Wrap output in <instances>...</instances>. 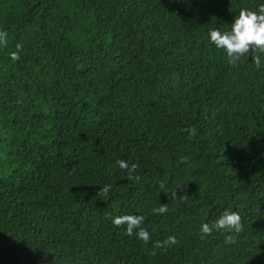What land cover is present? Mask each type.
Segmentation results:
<instances>
[{
	"label": "trees",
	"instance_id": "obj_1",
	"mask_svg": "<svg viewBox=\"0 0 264 264\" xmlns=\"http://www.w3.org/2000/svg\"><path fill=\"white\" fill-rule=\"evenodd\" d=\"M261 4L0 0V264H264V56L229 64L209 36ZM229 208L243 231L201 240Z\"/></svg>",
	"mask_w": 264,
	"mask_h": 264
},
{
	"label": "clouds",
	"instance_id": "obj_2",
	"mask_svg": "<svg viewBox=\"0 0 264 264\" xmlns=\"http://www.w3.org/2000/svg\"><path fill=\"white\" fill-rule=\"evenodd\" d=\"M230 30L221 32L218 28L209 31L210 42L219 50H223L228 58V63L235 65L241 57L252 56V63L256 68L261 66V57L264 56V4H261L255 10L242 8L239 14L235 16L234 22L229 27ZM7 32L0 31V45L7 46ZM22 44H16V51L10 53L12 61L20 59L19 52L22 50ZM182 131L187 132L189 136L196 135V129L185 128ZM117 165L121 170H126L129 174V179L139 183L141 177L134 175L138 165L121 159ZM160 187L164 184L161 182ZM112 188V185H105L97 195L107 196ZM170 195L175 199L176 191L173 190ZM187 196H181L179 199L187 200ZM154 214H164L168 212L166 204H161L157 208H153ZM145 221L144 215L125 214L117 215L112 218V224L118 228H125V235L135 236L145 244L151 239L150 233L142 226ZM243 231L242 217L238 211L225 209L222 214L211 223H202L200 226V239L204 240L206 236H211L214 232L220 233H240ZM178 241L174 236H169L163 241H156L155 248L166 249L167 246L175 245ZM225 243H235V237L232 235L225 236ZM155 255V251L152 252Z\"/></svg>",
	"mask_w": 264,
	"mask_h": 264
}]
</instances>
